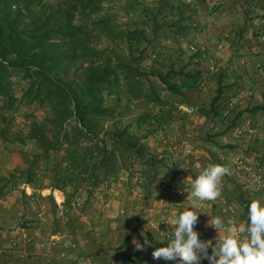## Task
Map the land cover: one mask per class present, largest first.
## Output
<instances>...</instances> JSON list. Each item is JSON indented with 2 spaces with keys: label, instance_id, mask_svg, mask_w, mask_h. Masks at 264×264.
Listing matches in <instances>:
<instances>
[{
  "label": "trees",
  "instance_id": "obj_1",
  "mask_svg": "<svg viewBox=\"0 0 264 264\" xmlns=\"http://www.w3.org/2000/svg\"><path fill=\"white\" fill-rule=\"evenodd\" d=\"M116 1L0 0V137L9 143H35L39 152L33 156L26 182H36L34 171L40 163L53 161L52 187L68 198L82 190L91 196L110 177L129 169L119 164L118 151L151 167L164 163L145 155L130 129L119 125L123 103L145 105L140 122L158 131L177 121L180 106L187 103L186 92L201 91V81L211 72L201 52L193 54L192 69L185 63L179 68L164 63L157 57L161 54L157 36L151 39L143 29L123 28L116 16L106 12ZM167 27L172 28L166 23L155 27L156 35ZM186 32V27L176 25L171 34ZM104 38L113 46L101 48ZM145 44L155 53L149 56ZM123 45L127 53L120 50ZM16 79L22 86L21 97ZM163 92L179 96L180 105L163 98ZM109 97H115L119 111L107 104ZM223 98L220 82L211 101L215 116ZM22 106L47 109L49 116L40 120L28 114L26 134L15 127ZM109 121L113 126L107 128ZM60 152L65 168L56 158ZM220 153L216 161L224 164L225 153ZM240 202L248 213L250 201L241 196Z\"/></svg>",
  "mask_w": 264,
  "mask_h": 264
},
{
  "label": "crops",
  "instance_id": "obj_2",
  "mask_svg": "<svg viewBox=\"0 0 264 264\" xmlns=\"http://www.w3.org/2000/svg\"><path fill=\"white\" fill-rule=\"evenodd\" d=\"M196 1L194 19L200 23V35L206 46L218 45L217 55L226 59L224 70L212 76L216 88L222 82L223 102L216 116L208 114L209 120L221 121L214 129L215 141L225 148L210 150L264 166V0ZM231 165L227 166L230 175L222 180V186L229 182L226 192L216 201H206L204 208L198 207L199 200L185 199L177 192L160 194L155 188L147 200L128 191L94 192L91 196L81 191L71 199L58 189L65 206L61 210L52 195L54 186L39 179L19 184L18 179L0 176V264H178L153 259L152 252L166 246L172 235L161 236L151 221L176 218L195 204L192 210L202 212L196 229L200 239L218 246L223 232L218 236L208 225L209 219L219 216L225 222L231 219L246 225L241 196L264 203V191H254L246 174ZM195 178L180 185L191 191ZM136 243L143 246L142 251L136 249ZM208 252L211 255V247ZM200 264L209 261L202 259Z\"/></svg>",
  "mask_w": 264,
  "mask_h": 264
},
{
  "label": "rangeland",
  "instance_id": "obj_3",
  "mask_svg": "<svg viewBox=\"0 0 264 264\" xmlns=\"http://www.w3.org/2000/svg\"><path fill=\"white\" fill-rule=\"evenodd\" d=\"M241 1L247 2V0ZM196 2V0H117L106 7V12L109 11L116 16L117 23L123 28L143 29L151 39L157 36L159 41L157 50L161 53L160 55L157 54V57L163 60L164 63H173L177 68L185 63L189 65V69H192L195 65V61L192 59L193 54L201 52L206 66L214 68V71L211 69L208 77L201 81V91L186 92L187 103L185 106L189 105L197 109L195 114L189 116L180 110L181 113H178L179 116L175 123L158 131H154L149 125L140 122L139 117L145 112V105L138 104L136 106V103H123L125 111L123 116L117 119L118 123L122 128L128 127L130 129L134 140L138 142L140 147L144 146L145 155H148L150 158H156L159 155L168 154L178 155L179 158L174 164L165 161L151 167V163L127 157L121 151H118L119 164L129 169H124L117 175L110 177L105 184L94 192H109L110 194L117 191H128L130 195L134 194L142 200L148 199V193L151 194L153 188H155L154 190L157 193L171 194L180 190L183 193L181 194L182 196L188 195L189 190L186 187H182L181 185L184 184L181 183L187 182L191 177H196L195 173H197V170H203L207 167V159L209 160L210 157H212V160L210 159L211 164H221L216 161L218 160L216 157L218 155L220 157L221 153L217 151L211 152L210 150V148L215 147L213 142L216 143L215 137L217 135L214 133V129L221 126V121L209 120L210 116L208 114L212 112L211 98L216 95L218 89L213 83L216 81L212 76H216V74L224 70L226 59L217 55L215 47L218 45L209 44L206 46L205 38L200 35V23L194 19ZM164 23L172 28L160 29L158 30V35H156L157 30L155 27L161 26ZM176 25L177 27H186L187 32L178 36L171 34L176 29ZM109 45L113 46L105 38L100 41L101 48ZM144 46L149 47L150 45L145 44ZM193 47L196 50H193ZM120 50L123 53H127L126 45H123ZM147 53L150 56L155 52L152 47H149ZM152 58L144 63L145 67L150 66V63L153 61ZM15 89L17 95L21 97L22 86L17 79ZM203 90L206 91L203 94L204 96L202 95ZM200 95L203 97H200ZM162 96L171 103L178 105H180L182 100L179 96H174L168 92H163ZM200 100L205 103H201ZM107 104L117 107L118 111L120 110L115 97H109ZM28 114H35L40 120H43L49 116V111L42 108L37 109L35 106H22L21 111L17 114L15 127L18 130H23L26 134L28 133L30 122L27 117ZM106 126L110 128L113 126V122H107ZM187 146H191V153H188ZM217 149L220 150V148ZM38 152V147L31 141H27L23 145L5 142L0 137V176L2 178H10V180L17 178L18 183L22 184L27 180L33 156ZM224 156L227 161L226 163L229 164L224 165L230 166L231 163L233 164L231 154H224ZM56 158L59 159L60 163H63L64 152L57 153ZM53 165V161L48 162V164L40 163L39 167L34 171L37 178L49 186H52L54 183ZM62 166L63 168L66 167L65 162ZM162 180H165L168 184L167 192L163 191L161 187ZM228 185L229 182L225 186H222V192H226ZM55 191H58V189L53 188V192ZM82 191L88 195L87 191ZM59 197L62 198V194H59ZM203 203L204 206L202 208L207 207L206 201Z\"/></svg>",
  "mask_w": 264,
  "mask_h": 264
},
{
  "label": "clouds",
  "instance_id": "obj_4",
  "mask_svg": "<svg viewBox=\"0 0 264 264\" xmlns=\"http://www.w3.org/2000/svg\"><path fill=\"white\" fill-rule=\"evenodd\" d=\"M226 175H230L229 167L209 164L192 181L187 199L216 201L221 197L222 180ZM194 208L195 204L176 217L172 222V238L166 246L152 252L153 259L178 264H200L202 259H207L209 264H264V203L259 198H253L248 206L246 225H237L231 219L225 222L219 216L208 220L218 236L223 232L218 246L200 239L195 226L202 212L192 210ZM136 249L142 251L143 246L136 243Z\"/></svg>",
  "mask_w": 264,
  "mask_h": 264
},
{
  "label": "built area",
  "instance_id": "obj_5",
  "mask_svg": "<svg viewBox=\"0 0 264 264\" xmlns=\"http://www.w3.org/2000/svg\"><path fill=\"white\" fill-rule=\"evenodd\" d=\"M192 49L196 50L195 47H193ZM180 110H182L185 114H187L189 116L194 115L195 112L197 111V109H195L194 107L185 106V105L180 106ZM240 133L242 134L244 132L240 131ZM187 150H188V153H191L190 152L191 146H187ZM178 158H179L178 155L162 154V155L158 156V159L164 160V161L169 162L171 164H174ZM231 159L233 160V165H234L235 169L238 172H242V173L246 174V176L248 178V182H250L254 191H257V192L264 191V166H262L261 164H254V163H252V162H250V161H248L242 157L232 156ZM161 187H162L163 191L167 192L168 184L165 180H162ZM177 193L179 195L183 194L180 190L177 191ZM59 194H61L59 190L52 192V195H54L56 197V201H57L59 209L63 210L65 207L64 201L61 199L59 200ZM183 196L185 197V199H187L188 195L185 194ZM188 200H190V199H188ZM202 206H204V203L199 202L198 207L202 208ZM198 207H197V209H198ZM150 211L155 212V209L151 208ZM175 219L176 218L166 217V218H163L162 220H160L158 222L157 221H151L150 223H151L153 229L161 232V234H160L161 236L170 237L174 231V226H173L172 222ZM199 224H200V219L198 220V223L195 226V230L198 228ZM15 245H16V243H15Z\"/></svg>",
  "mask_w": 264,
  "mask_h": 264
}]
</instances>
